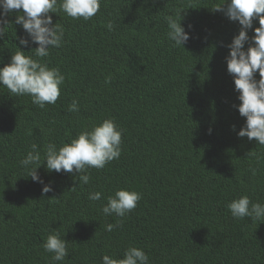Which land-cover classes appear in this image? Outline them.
Wrapping results in <instances>:
<instances>
[{"label":"trees","instance_id":"obj_1","mask_svg":"<svg viewBox=\"0 0 264 264\" xmlns=\"http://www.w3.org/2000/svg\"><path fill=\"white\" fill-rule=\"evenodd\" d=\"M220 2L101 0L87 21L50 13L64 29L62 46L43 58L65 75L57 102L41 109L0 86V264H102L129 246L142 248L149 264H264V222L227 209L241 195L264 203V146L237 135L246 118L233 107L240 102L225 45L239 24L212 10ZM180 12L191 36L185 49L167 37L166 17ZM20 14L7 16L0 67L16 45L34 56L37 45L23 48L16 38L25 35L15 24ZM74 99L78 113L68 111ZM104 119L122 130L119 159L88 168L87 184L42 165L38 174L53 188L42 193L19 163L31 145L43 155L48 143L62 146ZM117 189L142 194L123 218L101 211ZM96 191L101 200H89ZM54 230L68 242L62 262L42 247Z\"/></svg>","mask_w":264,"mask_h":264},{"label":"clouds","instance_id":"obj_2","mask_svg":"<svg viewBox=\"0 0 264 264\" xmlns=\"http://www.w3.org/2000/svg\"><path fill=\"white\" fill-rule=\"evenodd\" d=\"M101 0H0V36L3 28L9 23L7 16L18 10L22 13L16 16L15 24L24 30V36L16 37L23 48L36 44L33 55H25L22 47L11 53L10 61L0 67V86L6 87L15 96L28 95L32 103L43 109L46 104L57 102L61 88L65 83V75L58 67H49L43 58L50 55V49L60 48L64 41V29L57 22L53 23L50 13L64 12L73 19L90 20L100 10ZM228 20L238 22V34L225 45L228 55L225 57L227 73L232 76L234 91L238 93L239 104H234L241 117L246 118L237 135L247 137L249 141L264 146V0H221L214 8ZM182 12L166 17L167 37L176 47H184L190 40V31L182 26ZM258 21L259 26L254 28ZM109 31L114 29L113 22L106 25ZM189 30L191 25L188 26ZM253 35L249 36V31ZM30 52V51H28ZM257 73L259 78L257 79ZM111 74L105 78V83L111 82ZM77 100L68 106L69 112H79ZM235 130V125L232 126ZM32 135V130H27ZM122 130L112 119H104L91 130L81 131L70 142L57 146L48 143L43 155L34 143L31 150L20 160V166L27 170L32 181L43 186L42 193L53 191L51 183L45 184L38 174L43 165L48 172L76 173L74 179L87 184L90 176L88 168L103 169L109 162L119 159L121 155ZM46 162V163H45ZM255 175V169L252 170ZM72 189V188H71ZM102 192H90L88 199L99 201ZM142 194L126 189H117L107 197V203L101 211L105 216L115 215L123 218L136 208ZM227 209L235 219L251 218L264 222V203H253L247 195L233 199L227 204ZM80 221V220H77ZM76 221V222H77ZM75 222V223H76ZM74 223V224H75ZM117 224H107L105 230L112 232ZM64 237V236H63ZM58 231L50 232L42 247L51 253L53 262L64 261L68 253V242ZM102 264H149L148 254L139 247L129 246L122 258L103 255Z\"/></svg>","mask_w":264,"mask_h":264}]
</instances>
